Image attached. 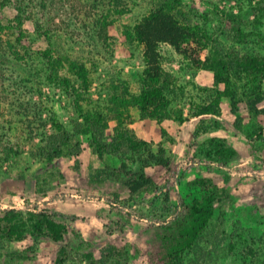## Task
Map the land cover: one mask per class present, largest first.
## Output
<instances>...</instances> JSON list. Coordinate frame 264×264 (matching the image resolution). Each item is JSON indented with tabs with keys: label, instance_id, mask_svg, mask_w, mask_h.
<instances>
[{
	"label": "rangeland",
	"instance_id": "rangeland-1",
	"mask_svg": "<svg viewBox=\"0 0 264 264\" xmlns=\"http://www.w3.org/2000/svg\"><path fill=\"white\" fill-rule=\"evenodd\" d=\"M21 1L24 11L19 13ZM185 2L196 9L197 20L213 31L222 28V11L240 14L248 30H253L254 9L264 5V0ZM149 3L13 0L4 10L0 4V17L9 20L21 16L27 32L24 38L17 32H0V213L7 208H47L74 216L67 220L65 240L75 250L93 251L99 257L100 249L109 242L130 245L134 256L129 264H149V243L156 230L172 218L180 193L194 189L195 178L207 177L227 191L206 231L222 237L207 264H264V140L253 141L234 126L235 115L228 98L222 102L220 118L194 115L198 105L204 103V87L213 86V73L198 67L169 44L161 46L164 67L173 79L168 98L172 107L188 119L164 122L166 136L162 135V125L153 119L137 120L131 127L139 137L152 142L155 150L159 145L166 147L177 169L186 172L182 185L173 184L175 179L165 168L149 166L144 171L161 190L144 193L137 202L126 204L122 199L129 196V190L123 180L115 176L97 178L107 165L118 169L121 160L111 155L99 159L90 149V135L77 134L82 146L78 157L48 162L38 154L46 135L53 130V120L73 130L79 116L77 105L88 112L101 109L114 81H128L138 91L146 64L140 46L127 38L126 29L146 14ZM103 17L108 21L106 26L99 24ZM258 27L255 30L264 34V17ZM52 43L87 65L90 85L80 95L73 94L71 86L48 78L40 51ZM246 48L264 55V43L253 42ZM66 76L71 77L68 80L72 85L78 84L74 77ZM239 113L249 129L252 120L245 102ZM202 120L207 126L216 120L221 125L194 137ZM115 125L111 122V127ZM214 137L236 149V156L226 162L207 157L204 150ZM131 159L126 158L129 169L139 171L140 162ZM168 188L169 201L163 193ZM201 242L211 246L206 238ZM60 245L50 238H41L37 243L31 237L7 240L0 246V264H54ZM194 258L196 254L187 255L190 261Z\"/></svg>",
	"mask_w": 264,
	"mask_h": 264
},
{
	"label": "trees",
	"instance_id": "trees-1",
	"mask_svg": "<svg viewBox=\"0 0 264 264\" xmlns=\"http://www.w3.org/2000/svg\"><path fill=\"white\" fill-rule=\"evenodd\" d=\"M11 1L13 0H0L2 10ZM149 2L146 14L126 29L127 38L135 40L140 46L146 64L140 75L138 91L135 92L128 81H114L109 86L110 93L101 109L88 112L83 111L80 104L77 105L79 116L73 122V130L64 127L59 120H53V130L46 135L38 150L42 160L48 162L61 157H78L82 146L81 141L76 138L77 134L90 135V149L99 159L111 155L121 160L118 169L107 165L97 178L115 176L123 180L129 190V196L122 199L126 204L137 202L144 193H157L161 190L154 178L145 173L144 169L149 166L157 165L171 172L175 185H182L186 175L184 170L177 169L174 165L165 146L159 145L155 150L152 142L139 137L131 127L137 120L153 119L162 125V135L166 136L164 122H182L188 119L172 107L168 98L173 79L163 64L162 44L171 45L198 67L213 73V86L204 87V103L198 105L200 107L194 115L209 114L220 118L222 102L224 98H228L231 113L235 115L234 126L253 141L264 140V106H261L264 101V55L246 48L253 42L264 43V34L255 30L262 23L264 5L254 9L253 30H248L247 21L240 14L222 11L225 16L222 28L213 31L197 20L196 9L185 0ZM22 6L24 3L21 1L17 7L19 13L24 11ZM215 6L217 8L218 5ZM16 18L5 20L0 17V32H17L24 38L27 32L22 17ZM107 23L106 17H103L99 24L106 26ZM40 55L45 60L49 79L71 86L73 94L76 92L80 95L83 89L89 88L90 72L84 61L74 58L58 46L54 47L53 43L40 51ZM67 73L74 77L77 85L69 82L71 77H67ZM244 102L252 120L249 129H246L239 113L240 105ZM113 121L116 125L111 127ZM220 125L216 120L211 126H207L202 120L194 137H199L211 127L218 129ZM110 129L112 132H109ZM204 153L210 159L226 162L234 158L237 151L223 139L214 137ZM126 158H137L140 170L134 172L129 169ZM192 184L195 188L187 193H180L172 218L162 229L156 230L153 241H150L147 253L149 264H207V260L213 256L217 240L221 241L222 237L218 238V234L206 231L216 214L217 204L224 200L227 191L207 177L195 178ZM163 193L165 200L169 201V188ZM71 218L74 216L47 208L39 211L2 209L0 246L7 240L18 241L31 237L37 243L41 238H50L61 244L54 264H129L134 256L130 245L119 246L109 242L100 249L99 257L93 251L75 250L65 240L69 231L67 220ZM205 238L210 247L201 242ZM188 254H196V258L190 261L187 259Z\"/></svg>",
	"mask_w": 264,
	"mask_h": 264
}]
</instances>
